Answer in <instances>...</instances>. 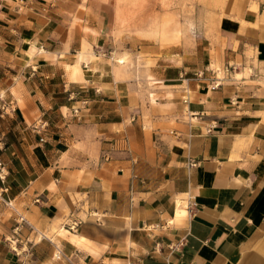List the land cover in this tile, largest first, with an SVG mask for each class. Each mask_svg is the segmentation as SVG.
Here are the masks:
<instances>
[{"label":"crops","instance_id":"crops-1","mask_svg":"<svg viewBox=\"0 0 264 264\" xmlns=\"http://www.w3.org/2000/svg\"><path fill=\"white\" fill-rule=\"evenodd\" d=\"M116 7L0 0V264H264V17L161 46Z\"/></svg>","mask_w":264,"mask_h":264},{"label":"rangeland","instance_id":"rangeland-1","mask_svg":"<svg viewBox=\"0 0 264 264\" xmlns=\"http://www.w3.org/2000/svg\"><path fill=\"white\" fill-rule=\"evenodd\" d=\"M116 3V17L120 29L129 35L136 33L142 37L161 40V46H167L179 40V18L182 16L187 23V42L199 39L194 33L196 22L202 25V35L208 37L210 42H225L219 38L218 25L222 20L238 23L240 32L247 27H257L264 17V0H114ZM216 34V36H215ZM196 36V37H195ZM164 38H171L166 39ZM120 51V50H119ZM119 51L113 54L117 63L120 58L130 62V54ZM251 54V53H249ZM81 59H84L82 52ZM121 64V63H119ZM220 65L214 64L217 68ZM248 66L244 73L250 74ZM239 71V70H238ZM221 71H219V75ZM236 75V77H240ZM258 85L264 88V69L259 74ZM63 227V226H62Z\"/></svg>","mask_w":264,"mask_h":264},{"label":"built area","instance_id":"built-area-1","mask_svg":"<svg viewBox=\"0 0 264 264\" xmlns=\"http://www.w3.org/2000/svg\"><path fill=\"white\" fill-rule=\"evenodd\" d=\"M24 2H26L27 4H32L33 3V0H24ZM203 75V72H198L197 73V76L198 77H201ZM218 80H220V78L217 77ZM220 82L217 81V82H211L210 83V89H215L219 86ZM183 102L184 103H187V98H183ZM85 103V101L83 102ZM12 110L13 109L11 108V104L8 105L2 97H0V111L2 113H5L6 110ZM77 112V109H74L73 110V113H76ZM212 128V127H210ZM210 128L207 130V131H210ZM175 134V132H173ZM5 169V166L3 164V162L0 160V182L1 183H5V179H6V171L4 170ZM7 190V186H2V188L0 189V195L1 193L5 192ZM36 201H38V199H36ZM9 205H11L10 202H8ZM80 220H72L71 222L69 223H66L65 225H67V227L69 229H74L78 224H79ZM26 223V219L24 218V216H22L21 214H18V218L16 220V225L14 227V234L17 235V233L21 230V228L25 225ZM18 240V236L16 238H14L13 240H9L10 243H16ZM132 264V263H130Z\"/></svg>","mask_w":264,"mask_h":264},{"label":"bare ground","instance_id":"bare-ground-1","mask_svg":"<svg viewBox=\"0 0 264 264\" xmlns=\"http://www.w3.org/2000/svg\"><path fill=\"white\" fill-rule=\"evenodd\" d=\"M124 62H125V59L124 58H120L119 59V63L123 64ZM180 207L185 210V208L183 206H180Z\"/></svg>","mask_w":264,"mask_h":264}]
</instances>
